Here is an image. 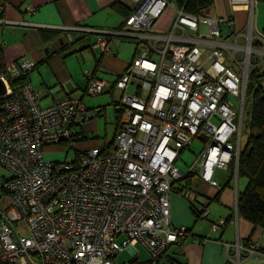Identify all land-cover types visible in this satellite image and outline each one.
<instances>
[{
    "label": "built area",
    "instance_id": "obj_1",
    "mask_svg": "<svg viewBox=\"0 0 264 264\" xmlns=\"http://www.w3.org/2000/svg\"><path fill=\"white\" fill-rule=\"evenodd\" d=\"M230 1L232 5L251 2ZM132 2L134 9L122 27H60L66 30L68 43L74 38L71 31L76 37L91 34L90 46L109 54L115 53L114 36L134 37L140 43L165 39L156 58L143 45L114 81L86 71L85 93L98 94L107 86L123 90L118 130L108 150L94 145L70 160H46L44 148L68 139L95 110L71 94L41 105L39 91L29 81L11 86L10 78L32 69L33 61H14L0 69L6 88L0 95V164L10 173L2 184L7 200L0 205V264H156L168 245L187 233L185 226L172 225L170 220V184L187 172L175 164L180 150L195 137L207 135L188 171L196 167L200 178L211 185L217 184L212 179L215 167H226L234 158L237 168V148L235 156L233 151L241 134L250 57L239 58L236 52L241 47L232 40L215 41L214 36H220L219 19L175 8L170 30L196 34L193 40L178 42L182 38L170 33L149 32L164 8L175 7L173 2ZM224 22L233 27L232 16H225ZM200 24L207 26L206 35L199 33ZM245 29L249 48L253 40L264 43L254 29L251 8ZM194 41L208 52L204 55ZM224 47L238 72L222 62ZM134 77L139 84L128 93ZM183 194L188 197L189 191ZM206 215L207 210L201 209L200 216ZM136 244L145 248L146 261L115 263L117 254L135 249ZM233 246L248 255H264L258 241H237Z\"/></svg>",
    "mask_w": 264,
    "mask_h": 264
},
{
    "label": "crops",
    "instance_id": "obj_2",
    "mask_svg": "<svg viewBox=\"0 0 264 264\" xmlns=\"http://www.w3.org/2000/svg\"><path fill=\"white\" fill-rule=\"evenodd\" d=\"M119 3L129 9L134 7L132 0H0V18L5 20L0 21V69L14 61H33L34 66L26 72V75L29 83L39 91L41 105H48L65 94H71L79 97L87 108L98 110L99 113L97 112L96 115L102 114L108 104L113 106L120 100L123 90L107 86L102 92L108 93L111 100L103 105L90 106L87 104L84 95L88 79L86 75L85 78L82 77L76 64L77 59L83 57L85 67L89 68V72L94 76L114 81L138 56L136 54L141 43L137 44L130 37L117 36L120 41L117 45V42L114 44L117 47L115 53H102L90 46L93 41L91 34L76 38L77 33L71 31V36L74 38L68 43L65 38L66 30L60 27L84 25L115 29L126 18L117 12L116 7ZM175 8L172 6L164 8L149 32L160 35L170 33L171 36L182 38L178 39V42L195 39L196 34L188 29L170 30V25L177 14ZM248 8L252 10L253 21L255 15L258 20L264 16V0H251L247 5H232L230 0H213V4L205 15L220 20V36L222 37L218 40L214 38L215 41L231 42L232 40L240 46L245 45ZM225 16H232L234 24L231 29L228 27L225 35H222L221 28L225 23ZM261 34L264 37V33ZM127 41L133 44L130 45ZM164 43L165 39L159 37L142 44L149 46L152 51L148 50V55L156 58L158 49L162 48ZM194 44L203 49V45L199 42L194 41ZM204 48L207 53V48ZM225 50L227 48H224ZM202 58L204 60L206 56ZM259 63L261 64V60ZM204 66H207L206 63ZM138 84L139 78H132L126 91L135 92ZM115 89L120 90L119 99L114 98ZM243 111L244 105L242 116ZM113 118L114 134L117 127L115 110ZM80 132L81 136H87L83 130ZM240 139L241 134L238 143H234L233 156L237 148V158L241 147ZM201 140L204 142L206 139ZM105 142L109 141L104 134L101 143ZM93 145L94 143H88L77 148H88ZM183 151L184 148L180 150L176 159L181 157ZM74 154H76L75 151ZM219 169H226V171L222 172ZM191 172L193 177L189 184L177 183V189L171 188L169 193L171 223L175 226H185L187 233L178 242L168 245L165 253L158 260L159 264H264V255L260 257L248 255L245 250H237L233 246L237 241H243L249 237L250 240H256L264 247V227L253 230L252 224L237 213V194L245 186L246 178L237 176L234 158L226 167L213 169L212 175L217 181L216 185L202 180L199 169L196 167ZM183 185H185L184 189L189 191L188 197L183 194V191H179ZM203 208L207 210L206 217L196 216L194 209L201 211ZM229 215H231L230 218L225 221ZM221 221L223 223H220ZM211 223L218 224L217 228L212 229ZM127 249L131 255L128 260L136 258L138 261H146L148 258L145 251L140 252L136 247L137 253L133 247Z\"/></svg>",
    "mask_w": 264,
    "mask_h": 264
},
{
    "label": "trees",
    "instance_id": "obj_3",
    "mask_svg": "<svg viewBox=\"0 0 264 264\" xmlns=\"http://www.w3.org/2000/svg\"><path fill=\"white\" fill-rule=\"evenodd\" d=\"M173 2L177 9H181L184 13H190L195 15H205L209 7L213 4V0H167ZM123 17L130 15L134 7L126 8L123 4L119 3L116 7ZM126 18L120 22L119 27H122ZM117 27V28H119ZM87 35V34H84ZM82 35V37L84 36ZM125 37V36H124ZM130 39L140 43L136 38L130 37ZM251 65L247 74V82L245 87V100L248 103V121L246 140L239 149L238 162H237V176H244L246 178L245 186L238 192L236 198L237 213L246 218L251 224L252 229L264 227V68L260 63H256L257 59L251 60ZM27 72V71H26ZM26 72L14 79L10 78L9 82L11 86L27 82L28 78ZM117 127L113 134V138L109 142L98 143L94 145H103L104 150L114 146L115 133L118 130L121 108L119 107V101L113 104ZM98 110L96 111L97 114ZM99 113V112H98ZM88 136L82 135L78 137V132L75 131L68 139L59 144L66 143L67 141H84ZM93 145V146H94ZM75 153H79L85 148H75ZM66 152V151H65ZM233 164V162H231ZM231 168V165H230ZM232 174V172H231ZM231 177V175L228 174ZM193 173L187 171L184 176L179 179H175L171 182L170 188H176L177 183L185 182L189 184ZM212 179L213 178L212 175ZM216 181V180H215ZM217 183V181H216ZM190 186V185H189ZM187 187V186H186ZM185 185L179 188V191H184ZM196 216H200V210H195ZM229 215L225 221L230 218ZM245 240H250L249 237ZM254 241V240H252ZM256 241V240H255ZM261 244V243H260ZM261 248L264 251V247L261 244ZM130 260L137 261L136 258ZM156 264H159L157 260Z\"/></svg>",
    "mask_w": 264,
    "mask_h": 264
},
{
    "label": "rangeland",
    "instance_id": "obj_4",
    "mask_svg": "<svg viewBox=\"0 0 264 264\" xmlns=\"http://www.w3.org/2000/svg\"><path fill=\"white\" fill-rule=\"evenodd\" d=\"M228 29L229 28L226 25V23H223L222 28H221L222 35H225L228 32ZM254 29L258 32L260 31L261 33H264V16L260 18L259 20L257 19L256 15L254 16ZM207 31H208L207 26L201 25V24L199 25L200 34L206 35ZM221 37L222 36L220 37L214 36L216 40L221 39ZM119 41H120L119 37L117 36L113 37V40L111 43H112L114 50L115 48L117 49L116 45L118 44ZM262 41L263 40H260V41L253 40L252 42L253 48L260 49L261 51H257V52L250 51L249 52L247 48H242L241 50H238L236 52L237 56L243 57V55L245 54L247 55V53H249L250 55H252L251 60H254V59L261 60V67L264 68V43ZM115 42H117L116 45H114ZM127 43H129L130 45L133 44V42L131 41H127ZM142 45H143L142 43L139 45V51L136 54V56L141 52ZM204 49L205 48L203 47V50ZM98 52L100 53V51ZM224 52L227 58L229 59V64L233 65V70L238 72L236 65L234 64L231 57L229 56V53H228L229 51L227 52V50H225ZM203 54L204 55L206 54L205 50ZM76 64L82 74V77L85 78L86 71L87 70L89 71V68L85 67V59L83 57L78 58ZM119 95H120V90L115 89L114 98L119 99ZM84 100L90 106H97V105L105 104L107 101L111 100V98L109 97V94L106 92H101V93L94 94V95H89L86 93L84 95ZM234 101L235 99L233 98L231 100V103H234ZM88 109L91 110L93 108H88ZM113 111L114 110H113L112 104H108L102 114H99V115L94 114L93 116H91V118L85 119L83 122V125L76 126V130L78 131V136H81V132H80L81 130H83V133L88 136V139L86 141L80 142V141H74V140L70 141L69 140L66 143L47 146L44 148V151H43L44 158L46 160H52V161L70 160L74 156V151L76 150L75 149L76 147L83 146L88 143L98 144L103 141L104 134L106 136V139L110 141L113 136V126H114ZM242 118L243 119H242L241 139H240L241 146L244 144L246 140V132H247L248 103L246 102V100L244 104V111H243ZM70 145L71 147H69ZM202 147H203V141L200 138L195 137L192 140L189 148L188 147L184 148V151L181 153V157L176 159L175 164L177 165V167L182 172L188 171L189 165L192 163V161L196 157V154L201 150ZM219 170L222 172L226 171V169L225 170L219 169ZM9 176H10V173L6 170V168L3 165L0 164V205H1L2 200L4 201L7 200V195L3 191L2 184L4 180L7 179ZM136 248H138L140 252L141 251L146 252L145 248L141 246L140 244H136ZM130 257H131L130 252L126 248L114 257V261L115 263H122L128 260Z\"/></svg>",
    "mask_w": 264,
    "mask_h": 264
},
{
    "label": "bare ground",
    "instance_id": "obj_5",
    "mask_svg": "<svg viewBox=\"0 0 264 264\" xmlns=\"http://www.w3.org/2000/svg\"><path fill=\"white\" fill-rule=\"evenodd\" d=\"M174 20H175V19H174ZM174 20H173V22H174ZM76 38H80V37H76ZM240 47H241V49H242V48H247V50H248L249 52H250V51H253V50H252V48H253L252 44L250 45L251 48H249L248 45H247V42L245 43V45L240 46ZM247 57H250V54H249V53H247V55H246V54L243 55V57H240V56H239V58H242V59L247 58ZM221 60H222V62H223L224 64H229V59L227 58L226 54H223V53H222ZM235 60H238V61H239V59H235ZM205 63L208 64V60H207Z\"/></svg>",
    "mask_w": 264,
    "mask_h": 264
},
{
    "label": "water",
    "instance_id": "obj_6",
    "mask_svg": "<svg viewBox=\"0 0 264 264\" xmlns=\"http://www.w3.org/2000/svg\"><path fill=\"white\" fill-rule=\"evenodd\" d=\"M5 91H6L5 84L0 77V95L4 94ZM200 138L205 140L207 138V135H200Z\"/></svg>",
    "mask_w": 264,
    "mask_h": 264
}]
</instances>
